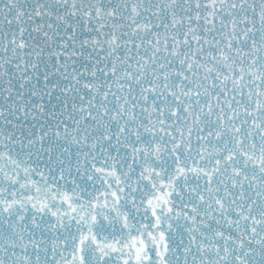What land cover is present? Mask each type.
I'll use <instances>...</instances> for the list:
<instances>
[{
	"label": "snow or ice",
	"instance_id": "snow-or-ice-1",
	"mask_svg": "<svg viewBox=\"0 0 264 264\" xmlns=\"http://www.w3.org/2000/svg\"><path fill=\"white\" fill-rule=\"evenodd\" d=\"M0 264H264V0H0Z\"/></svg>",
	"mask_w": 264,
	"mask_h": 264
}]
</instances>
